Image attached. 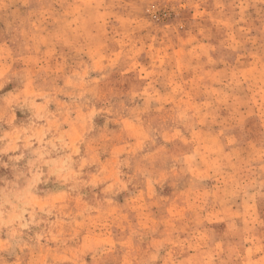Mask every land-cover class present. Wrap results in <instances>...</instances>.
<instances>
[{
  "label": "rangeland",
  "instance_id": "374dc122",
  "mask_svg": "<svg viewBox=\"0 0 264 264\" xmlns=\"http://www.w3.org/2000/svg\"><path fill=\"white\" fill-rule=\"evenodd\" d=\"M0 264H264V0H0Z\"/></svg>",
  "mask_w": 264,
  "mask_h": 264
}]
</instances>
